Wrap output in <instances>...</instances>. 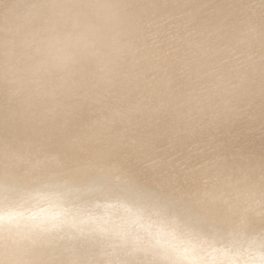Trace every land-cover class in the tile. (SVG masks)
<instances>
[{"label":"clouds","instance_id":"1","mask_svg":"<svg viewBox=\"0 0 264 264\" xmlns=\"http://www.w3.org/2000/svg\"><path fill=\"white\" fill-rule=\"evenodd\" d=\"M212 58L264 78V42L182 0H28L0 29V264H264V197L218 216L134 163L154 98Z\"/></svg>","mask_w":264,"mask_h":264},{"label":"bare ground","instance_id":"2","mask_svg":"<svg viewBox=\"0 0 264 264\" xmlns=\"http://www.w3.org/2000/svg\"><path fill=\"white\" fill-rule=\"evenodd\" d=\"M7 1L5 3L0 1V29L4 28L6 26H14V25L20 23L24 14H25V6L28 3V0H7ZM262 1L264 2V0H261V2ZM182 2L186 3L189 7V10L193 13V15L197 18V20L203 22L205 25L211 26V25H216L220 22H223L224 26L227 29V34H228L229 38H231V37H239V38L257 37V38H259V40L261 42H264V15L260 14V10H259V12L251 10L249 8V1L248 0H182ZM262 4H264V3H262ZM263 6L264 5H262V8H264ZM262 11H264V9ZM200 69L201 70H200L198 75L193 76L191 79H186V80L181 81L178 86H175L171 90H163L162 89L159 92V94L154 98L153 106L158 109V113L155 116V118L149 123L147 131L142 134L144 144H147V142H148V144H150V146L154 145L153 148L151 147V149L148 150L149 154H150V152L151 153L154 152L155 147H157L161 144L158 142V138H157V135H160L159 132L164 133L165 139H166V137L168 138V136H170L169 135L170 133H173L175 135L173 137V139H174L173 143L175 145V142H176L177 147H179V145L181 143L183 144V142H185V144H186L187 141H190L193 138V137L191 138V136H194V138H197L196 139V141L198 142L197 144H200V145L204 144V146H205V144H207V145H209L210 143L212 144L215 142V139H217L216 133L219 131L221 133L220 137L223 138V139L222 138L221 139L226 140L230 137V135L235 136L236 133L233 132L234 126L232 125V123H234V121L237 118L239 113L243 112L245 108L249 107L251 105V103H253L252 101H258L261 106H264V78L242 81L239 78H237L236 75L232 71H230L229 65L224 63L222 58H212V59L203 60L200 63ZM236 120L238 121V119H236ZM239 122H242V121L239 120ZM236 124H239V123H236ZM198 125H201L202 127L198 126ZM251 125H252V123H251ZM145 128H146V126H145ZM194 130L200 131L198 136L194 135V133L196 134V132H197V131L195 132ZM143 132H144V130H143ZM234 136H232V138ZM158 137L161 138L160 136H158ZM175 139H177V140L175 141ZM167 140L169 141V139H167ZM219 140H220V138H219ZM161 141H163L162 138H161ZM193 141H195V140H193ZM163 143H166L165 140ZM191 143L192 142H189V144H191ZM234 143H236V142L234 141ZM240 143H242V142L240 141ZM194 144L197 145L196 143H194ZM194 144H193V146H194ZM220 144H222V143H220ZM212 145L215 146L214 144H212ZM212 145H209V146H211V148H212ZM181 146H182V148L184 147L183 145H181ZM181 146H180V148H181ZM186 147H188V145H185V149L181 148L180 150L185 151V150H187ZM216 147H217V145H216ZM227 147H229V145H227ZM161 148H163V147H161ZM190 148H188V149H190ZM217 148H220V147H217ZM223 148L226 149L225 144H224ZM234 148H235V146L233 147V149L231 148V150H234ZM196 149L197 148H195V150ZM198 149H200V148L198 147ZM208 149H205V150H208ZM238 149H239V147H238ZM243 150L245 151L246 148L244 147ZM201 151L203 153L205 152L202 150V148L200 149L199 153H201ZM238 151L235 150V154ZM244 151L242 153H244ZM187 152H188V150H187ZM189 152H190V150H189ZM229 152H230V150H229ZM233 152L234 151H232V154H234ZM143 153H145V152H143ZM148 153L146 152V154H148ZM184 153L185 152H183V154ZM216 153L219 154V152H216ZM216 153H215V155H216ZM190 154H191V152H190ZM197 154L198 153H196V156H197ZM224 154L225 153H223L221 155H224ZM230 154H229V156H230ZM181 155H182V153L180 154V157H181ZM226 155H228V154H226ZM236 155H238V153ZM177 156H179V154ZM205 156H206V154L203 155V157L206 159ZM209 156H211V154H209ZM188 157H190V155ZM193 157H191V159ZM214 157H216V156H213V158ZM142 158H143V156H142ZM154 158H156V155ZM178 158H176L177 161H179V159H180V158L179 159ZM181 158L183 159L184 157H181ZM217 158L218 157H216L215 159H217ZM220 158H221V156L219 157V159ZM139 159L141 160V157ZM152 159H153V157H152ZM184 159L187 160L186 157ZM211 159H209V161ZM192 160L190 161L189 164L186 161L187 165L184 164L185 168H183V167L182 168L184 170L187 169V171H189L188 170L189 168H186V166L188 167V165H191V163L194 164V161H196V160H193V162H192ZM142 161H139V163ZM161 161H162V159H161ZM202 161L200 160L199 163ZM217 161H220V160H217ZM212 162L209 163V162H207V159H206L204 164L208 163L207 165H210V164L213 165L214 163H212ZM137 163L135 165H137ZM148 163H150V162H148ZM179 163H180V161H179ZM196 164L198 165V163H196ZM217 164L215 166L211 165L212 167H210V170H211V168L215 169ZM219 164H220V162H219ZM140 165H142V163ZM146 165H148L147 162H146ZM182 165H183V163H182ZM195 165H193V166L191 165L192 170H193V167H195ZM201 165H199V167ZM158 167H159V173H161L160 171L162 168L160 169V164ZM180 167H181V165H180ZM145 168H146V166H145ZM150 168L147 167L148 176L153 173V172L150 173L153 169H154V174H157L155 172V169L157 167L156 168L153 167V169L151 168L152 170L149 171ZM201 168H199V169L201 170ZM203 168H204V165H203ZM139 169H141V168L139 167ZM218 169H220V168L218 167ZM198 170L197 169H194L193 171L190 170L192 172V173L190 172L192 176L187 175V177H186L187 179H188V176H189V178L192 177L193 179H195L196 182L191 181V183H188V181L190 179L188 181L186 179H183L184 176L187 174L186 173L187 171L185 173H183V175L185 174L183 176V178H182V173H181L183 171H181L180 177L182 178L183 181L184 180L187 181V183L189 184L188 185L189 187H190V184H194V185L196 184L197 185V183H199L198 185L200 186V183L202 181L197 182L198 180L196 179V177H198L200 174ZM204 170L205 169H203V174L206 172V174H209L208 178H210L211 173H207V171H204ZM178 171H180V169ZM200 172H202V171H200ZM190 173H188V174H190ZM162 174H164V172ZM162 174H159V175L162 176ZM206 174H205V176H206ZM151 176H153V175H151ZM155 177L156 176H154V178ZM180 177H178V178H180ZM148 178H150V177H148ZM151 178H153V177H151ZM159 178L157 180H159ZM181 178H180V181H181ZM198 178H201V176ZM208 178H205L204 181H206V179H208ZM219 178L221 181L222 180L221 177H218L216 179L219 180ZM163 179H164V177H163ZM203 179L204 178H201L200 180H203ZM157 180L155 179L154 182L156 181V183H157ZM208 180H209V182L212 181L211 179H208ZM218 180H217V182H218ZM180 181L178 179V184L176 183L177 184L176 187L179 185V183L180 184L182 183ZM185 181L183 183L186 184ZM212 182H211V184H212ZM183 183L181 184L182 186L180 185V187H182L183 189L185 188L186 191L189 192L190 188H188V186L186 187L185 185H183ZM203 183L205 184L206 182H203ZM220 183H222V181ZM160 184H162V182H160ZM204 184L202 185V187L203 186L205 187L208 185V184L207 185H204ZM192 186L193 185H191V187ZM200 187H198V188H200ZM211 187L212 186H210L209 188H211ZM218 187L219 186L217 185V188ZM198 188L196 187L193 189H195L196 191L197 190L199 191L200 189H202L200 191H201V195H203V197H204V194L207 193L208 190L205 187L204 189H206V191L204 193H202L203 188H200V189H198ZM212 188H214V187H212ZM179 189H181V188H179ZM218 189L221 190L220 188H218ZM216 190L217 189L215 188V191ZM219 190H217V191H219ZM186 191H182V192L186 193ZM194 191L192 190V192H194ZM209 191H212V192L209 193ZM209 191H208L209 194L214 195V193H215V192H213L214 189L213 190L209 189ZM199 192H197L199 195L196 192H195V195L197 194V196H200L202 198V196L200 195ZM208 193L206 196L209 197L210 195ZM192 194H194V193H192ZM192 194H190V192H189V195L192 196ZM216 194H217V192H216ZM212 195L210 196L211 199H213L211 201H214L216 199V197H218L217 196L218 194L216 195V197L212 196ZM192 197L195 198L196 196H192ZM205 198L206 197H204V199ZM198 199H199V197H198ZM206 199L208 201L210 200V198L209 199L206 198ZM217 206H215L214 208L218 209ZM211 208H213V207H210V210H211ZM217 209L214 210L213 212L216 213L219 211V215H220V213H223V210H221V209L217 210Z\"/></svg>","mask_w":264,"mask_h":264},{"label":"rangeland","instance_id":"3","mask_svg":"<svg viewBox=\"0 0 264 264\" xmlns=\"http://www.w3.org/2000/svg\"><path fill=\"white\" fill-rule=\"evenodd\" d=\"M1 2H3V3H5L7 0H0ZM249 1V8L251 9V10H253V11H257V12H259V10H260V14H262V15H264V11H262L264 8H262V5H264V4H262V3H264L263 1L261 2V0H248ZM8 2V1H7ZM261 2V3H260ZM261 6V7H260ZM264 7V6H263ZM260 8V9H259ZM253 103H251V105L249 106V107H247V108H245L244 109V111L243 112H241V113H239L238 114V116H237V118L236 119H238V121L235 119V121H234V123H232V125L234 126L233 127V132H235L236 134H235V136L234 135H230V137L228 138V139H226V140H222L223 138L222 137H220V131L219 132H217L216 133V137H217V139H215V142L214 143H212V144H214L215 146H213L211 143L209 144V145H212V148H211V146H209V145H207V144H205V146H204V144H197L198 142L196 141V139L197 138H194V136H191V140L190 141H187V143L185 144V142H183V144L181 143L180 145H179V147H177V144H176V142H175V145H174V143H173V141H174V139H173V137L175 136L173 133H170L169 135L170 136H168V138L166 137V139L164 138L165 137V135H164V133H161V132H159V134L160 135H157V138H158V142L159 143H161L159 146H157V147H155V149H154V152H150V154L148 153V150H150L151 149V147L153 148V146L151 145L150 146V144H148V142H147V144L149 145H147V144H145V147H144V149H143V151H142V153H140L139 154V156L141 157V160L139 159L140 157L138 156V157H136V159H134V163L136 162H138L137 163V165L136 166H138V168L140 167L141 169H147V167L148 168H150L151 166V168L153 169V167L154 168H156L155 169V172L158 174L159 173V164H160V169H161V173H159V174H162L163 172H164V174H162V176L161 175H157V174H154V169L152 170L151 168L149 169V171H151L150 173H152V174H150L148 177H150L149 179L151 180L152 179V181H154L155 179L157 180L160 176V178H159V180H157V184L158 185H160V186H162V187H166V188H171V189H176L178 186V188L177 189H179V188H181V189H179L180 191L183 189L182 187H180V185L185 181H183L182 180V178H183V176L185 175H183V173H185L186 171H187V169L186 170H184L183 168H185V166H184V164L185 165H187V162H188V164L190 163V161L193 159V160H196V161H194V164L193 163H191V165L193 166V165H195L196 163H198V165L196 164L195 165V167H193V170L194 169H199V168H201V170L199 169L198 171H199V173L201 174H199V176L198 177H200L201 176V178H204L203 180H200L201 178H198V177H196V179L198 180L197 182H199V181H202L201 183H200V186L198 185L199 183H197V185L195 184H190V187L188 186L189 184L188 183H191V181L192 182H196L195 181V179H193L192 177V179L194 180H192L191 178H189V176H188V179L186 178L187 177V175H190V176H192L191 175V171H193L192 169H191V165H188V167L186 166V168H189L188 170L189 171H187L186 173V175L184 176V178L183 179H186L187 181H188V183H187V181H185L186 182V184L185 183H183V185H185L186 187L188 186V188H190V190H189V192H190V194H192V193H194V194H192V196H196L194 199H198V197H199V199H201V197L200 196H197V192H199L200 190H202V189H200V188H203V191H202V193H204L205 191H206V189L209 191V189L210 190H213L214 189V191L213 192H215L214 193V195H212V194H209V193H211L212 191H209V193H208V191H207V193L211 196H215L216 197V195L218 196V197H216V201L215 202H217L216 203V206L218 207V209L217 208H211V210H219V209H221V210H225V208H226V206H224L223 205V201L224 200H229L230 202H235L236 201V198L238 197V196H240L241 194H250V193H255V195H256V197L257 198H260V197H264V106H261L260 105V103L258 102V101H252ZM241 116V117H240ZM239 120H241L242 122H239ZM236 123H239V124H236ZM251 123H252V125H251ZM249 125V126H248ZM148 126H149V124L148 125H146V128H144V132H142V134L143 133H145L146 131H147V129H148ZM198 126H201V125H198ZM202 127V126H201ZM238 131H237V130ZM236 130V131H235ZM195 131V130H194ZM197 131V132H196ZM195 132H196V134L194 133V135L196 136H198L199 135V133H200V131L199 130H196ZM241 132V133H240ZM238 134V135H237ZM193 135V134H192ZM158 136H160L161 138H162V140L163 141H161V138H159ZM232 136H234L233 138H232ZM219 138H220V140H219ZM222 138V139H221ZM167 139H169V141L167 140ZM237 141H236V140ZM241 139V140H240ZM164 140H165V142L166 143H163L164 142ZM177 139H175V141H176ZM193 140H195V141H193ZM233 140V141H232ZM246 140V141H245ZM219 141V142H218ZM230 141V142H229ZM234 141L236 142V143H234ZM240 141L242 142V143H240ZM169 142V143H168ZM189 142H192L191 144H189ZM233 142V143H232ZM238 142V143H237ZM194 143H196L197 145H195ZM216 143V144H215ZM220 143H222V144H220ZM169 144V145H168ZM193 144H194V146H193ZM224 144H225V147H226V149L225 148H223V146H224ZM231 144V145H230ZM238 144V145H237ZM147 145V146H146ZM164 145V146H163ZM181 145H183L184 147L182 148V146ZM185 145H188V147H186L187 148V150H188V152H187V150H180L181 148L182 149H185ZM216 145H217V147H220V148H217L216 147ZM227 145H229V147H227ZM156 146V145H155ZM180 146H181V148H180ZM192 146V147H191ZM201 149L202 148V150L203 151H205L204 153L201 151V153H199V151H200V149H198V147ZM235 146V148H234V150H231V148L233 149V147ZM239 147V149H238V147ZM147 147V148H146ZM150 147V148H149ZM160 149H159V148ZM161 147H163V148H161ZM191 147V148H190ZM242 147V148H241ZM244 147L246 148V150L244 151L243 149H244ZM188 148H190V149H188ZM195 148H197L196 150H195ZM209 148V149H208ZM215 148V149H214ZM217 148V149H216ZM230 148V149H229ZM157 149V150H156ZM205 149H208V150H205ZM211 149V150H210ZM228 149V150H227ZM242 149V150H241ZM177 150V151H176ZM179 150V151H178ZM189 150H190V152H191V154H190V152H189ZM225 150V151H224ZM229 150H230V152H229ZM235 150L236 151H238L237 153H238V155H236L235 154ZM182 151V152H181ZM198 151V152H197ZM224 151V152H223ZM227 151V152H226ZM232 151H234L233 153L234 154H232ZM241 151V152H240ZM244 151V153H242ZM143 152H145V153H143ZM146 152L148 153V154H146ZM156 152V153H155ZM162 152V153H161ZM177 152V153H176ZM183 152H185L184 154H183ZM187 152V153H186ZM194 152V153H193ZM208 152V153H207ZM216 152H219V154H217ZM225 153L224 155H221V154H223V153ZM240 152V153H239ZM246 152V153H245ZM182 153V155H181V157H186V159L187 160H185L184 158L182 159L181 157H180V154ZM189 153V154H188ZM196 153H198L197 154V156H196ZM215 153H216V155H215ZM231 153V154H230ZM159 154V155H158ZM179 154V156H177ZM201 154V155H200ZM204 154H206V159H207V162H212L213 160V162L212 163H214L213 165L215 166L217 163V166L220 168V169H218V167L216 166L215 167V169L213 168H211V170H210V167H212L213 165L212 164H210V165H207L208 163H206V164H204L205 163V161H206V159L203 157V155ZM209 154H211V156H209ZM226 154H228V155H226ZM229 154H230V156H229ZM155 155H156V158H154L155 157ZM186 155V156H185ZM190 155V157H188ZM200 155V156H199ZM218 155V156H217ZM226 155V156H225ZM261 155V156H260ZM142 156H143V158H142ZM146 158H145V157ZM194 156V157H193ZM196 156V157H195ZM213 156H216V157H218L217 159H215L216 157H214L213 158ZM221 156V158L219 159V157ZM152 157H153V159H152ZM180 159H179V158ZM188 157V158H187ZM191 157H193L192 159H191ZM198 157V158H197ZM205 159H203V158ZM213 159H211V158ZM160 160H159V159ZM176 158H178L179 159V161H180V163H179V161H177L176 160ZM149 159V160H148ZM158 159V160H157ZM161 159H162V161H161ZM202 161V162H200L199 163V161L200 160ZM209 159H211L210 161H209ZM143 160V161H142ZM145 160V161H144ZM193 160H192V162H193ZM217 160H220V161H217ZM139 161H142V162H140L139 163ZM157 161V162H156ZM184 161V162H183ZM187 161V162H186ZM146 162H147V164L148 165H146ZM148 162H150V163H148ZM153 162V163H152ZM159 162V163H158ZM162 162V163H161ZM186 162V163H185ZM196 162V163H195ZM219 162H220V164H219ZM135 163V164H136ZM142 163V165H140ZM145 163V164H144ZM156 163V164H155ZM182 163H183V165H182ZM203 163V164H202ZM155 164V165H154ZM158 164V165H157ZM181 165V167H180V165ZM202 164V165H201ZM144 165V166H143ZM154 165V166H153ZM199 165H201L200 167H199ZM203 165H204V168H203ZM207 165V166H206ZM212 165V166H211ZM145 166H146V168H145ZM150 166V167H149ZM162 166V167H161ZM180 167V168H179ZM183 167V168H182ZM207 167V168H206ZM180 169V171H178L179 169ZM209 168V169H208ZM182 169V170H181ZM203 169H205L204 171H207V173H211L210 174V178H208L209 176V174H206V172L203 174ZM207 169V170H206ZM191 170V171H190ZM217 170V171H216ZM181 171H183V172H181ZM200 171H202V172H200ZM180 172L182 173V178L180 177ZM191 172V173H190ZM188 173H190V174H188ZM205 174H206V176H205ZM151 175H153V176H151ZM154 176H156L155 178H154ZM203 176V177H202ZM205 176V177H204ZM151 177H153V178H151ZM163 177H164V179H163ZM178 177H180L181 178V181H180V178H178ZM218 177H221V181H222V183H220L221 181H220V178H219V180L218 179H216V178H218ZM205 178H208V179H211L210 181L212 182V184H211V182H209V180L208 179H206V181H204L205 180ZM154 179V180H153ZM178 179H179V181L180 182H182L181 184L179 183V185L176 187V185L178 184ZM208 180V181H207ZM217 180H218V182H217ZM159 181V182H158ZM160 182H162V184H160ZM203 182H208L207 184L209 185H207L206 183L204 184ZM155 183H156V181H155ZM177 183V184H176ZM218 183V184H217ZM207 185V186H205L206 187V189H204L205 187L203 186L202 187V185ZM219 186L218 188H220L221 190H219L218 188H217V185ZM191 185H193L192 187L193 188H198V187H200V188H198V189H200L199 191L197 190H195V189H193L192 187H191ZM216 185V186H215ZM182 186V185H181ZM184 186V187H185ZM196 186V187H195ZM210 186H212V187H214V188H209ZM215 188L217 189V190H219V191H215ZM185 189V188H184ZM182 190V191H186V189L185 190ZM192 190L194 191V192H192ZM181 191V192H182ZM221 191V192H220ZM189 192H187L186 191V193L189 195ZM195 192L197 193L196 195H195ZM216 192H217V194H216ZM220 192V193H219ZM182 193H185V192H182ZM200 193V195H201V191L199 192ZM207 193H205L204 194V197H206V198H210V200L209 201H211V200H213V199H211V197L209 196H206L207 195ZM216 194V195H215ZM199 195V194H198ZM191 196V195H190ZM202 196V198L204 199V197H203V195H201ZM205 198V200H207ZM208 201V200H207ZM211 207V206H210ZM210 210V209H209ZM223 213H220V215H222Z\"/></svg>","mask_w":264,"mask_h":264},{"label":"water","instance_id":"4","mask_svg":"<svg viewBox=\"0 0 264 264\" xmlns=\"http://www.w3.org/2000/svg\"><path fill=\"white\" fill-rule=\"evenodd\" d=\"M210 211H214V210H210ZM216 214H217V215H219V211H218V212H216Z\"/></svg>","mask_w":264,"mask_h":264}]
</instances>
